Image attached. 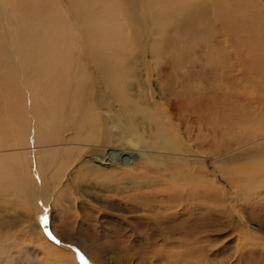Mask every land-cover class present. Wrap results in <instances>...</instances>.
Wrapping results in <instances>:
<instances>
[{
  "label": "bare ground",
  "instance_id": "bare-ground-1",
  "mask_svg": "<svg viewBox=\"0 0 264 264\" xmlns=\"http://www.w3.org/2000/svg\"><path fill=\"white\" fill-rule=\"evenodd\" d=\"M126 3L128 9H131L133 13L132 19L129 18L130 21L141 22L145 20L152 24L155 30L158 31L159 39L166 36V31L162 28L164 24L173 21L177 23L189 22L193 25L202 23L204 30L191 29L189 33L187 32V38L193 37L196 35L195 33L204 34L207 43H203V45L200 41L201 45L199 47L206 49L210 54L209 60L212 59L213 55H216V52H218V55L221 54L218 45L215 46L212 40V38L221 39L219 29L217 31H215V27V30L213 29V25L216 24L213 21L234 23L236 29L234 32H237L236 37L234 36V44L236 49L241 51L240 65L244 69L239 68L238 72H231L227 68L228 71L225 70L222 73L220 77L222 81L219 83L218 89L222 90L224 98H218L217 93L208 94L207 85L205 90L203 88L204 84L202 86L197 85L196 89L190 88L182 82V79L183 84L178 83L181 90L174 91L172 96L174 97L175 94L180 93L175 101L186 107L185 112L188 113V116H195L193 119L200 128H202L201 122L203 123L202 107L207 102L212 106L207 114L215 112L216 117L211 120V116L206 114L212 121L209 123L212 124L208 127V133L210 135L211 132L216 130L212 138L217 142L225 135L222 132L233 134V136L247 133L249 142H257L260 136L264 138V0H158L154 2L157 3V7L156 4L150 7L153 2L145 0H127ZM1 4L5 10L4 19L7 21L6 41L8 45L7 43H5V46L0 44V47L9 48V51L14 53L13 60L19 69L24 91L23 109L27 113L20 126L13 120L12 125L7 126V130L15 135L9 144L14 147L11 149L12 151H22L23 145H27L25 148L28 149L30 156L25 163L26 166L30 165L29 170H32L34 176L25 171L26 167L24 171H21V168L8 161L10 159L8 155L3 156L0 158V160H4L0 161V188L2 187L3 190L9 189L13 195L18 194L21 200L26 201L25 203L28 202L31 209L37 210V215L33 216L35 220L29 223L31 227L28 230L37 235L40 241L39 245L44 244L43 239H45V242L52 248L56 246L54 248H66L71 251L72 245L79 248L76 244L68 243L71 242L70 239L63 237L62 233L64 231L53 223L55 210H59L61 213V221L70 218L67 213L69 205L65 202H70L73 198H83V201L89 204V209L86 212H88V217H92V221L96 220L93 217L98 220L101 214L100 210H102V213L104 212L103 216H112L122 220L127 229L131 227L142 231L143 229L147 230L149 235L144 245L151 248L157 243L156 239L152 237L153 235L151 236L152 232L161 236V239L158 240L159 248L164 249L170 244L168 238L171 235H180L177 241L183 246L187 244L188 236L185 232L189 228L193 232L199 229L202 230L208 226L209 221H211V225H218L221 217L218 211L220 206L218 202L213 200L214 195H212L216 193H213L216 190L215 184H213L217 180L216 177L214 182L204 183L203 180V182L184 183L183 178L175 180L181 169H176L171 176L165 177L166 174H163V172L155 171L150 174L149 168H145L146 163L152 165L150 162L157 159V155L153 151L154 148H159L161 150L159 151L160 154L165 152L162 149H169L168 153L171 158L183 156L180 153L183 149L186 154L188 152L187 145L189 144L187 140H183L185 134L183 135V132L179 131L180 122L173 119L174 113L171 112L172 109H176L175 105L170 107L167 106V103L158 101L157 94H155L157 89L152 87L142 88L141 94L131 92L134 88H131L130 85L136 77L135 73L131 70L114 68L111 66L112 64L108 65L107 62L110 61L106 56L103 59H99L98 56L97 59L94 57L99 62V67L98 64L97 69L96 66L94 67L96 70H90L91 72L75 70V66L79 63L76 59L68 58V53L73 52L75 55L78 53L71 49L76 46L75 37L77 35L74 36L67 31L62 34L63 27L65 29L69 27L67 29L69 31L70 28L75 27L71 25L67 18L62 17L64 15H58L61 23L60 19L56 18L50 23L48 29L43 32V19H37L35 21L36 27L32 28H24L25 21L18 19V27L15 23L17 17L9 10L6 2L1 1ZM83 5L77 9L69 6L70 9L68 10H71L77 17L84 14L86 9H92L89 2L87 3L88 6ZM139 5L144 7L148 14L145 10H142L141 13L144 16H141L138 11ZM168 7L171 10H176V13H168ZM208 7L213 8L214 15L197 14L196 10L207 9ZM190 8H193L192 14H190ZM90 12L92 11L90 10ZM113 14L112 12L110 15L107 11L93 12V14H88L87 21L80 22L81 27L83 26L86 32H93L90 39L92 49L99 38L100 40L106 39L109 31H114L115 22V27L118 29V15L116 17ZM64 21L68 23L65 24ZM77 22L76 24L79 25ZM141 23L143 24V22ZM59 24L60 26H58ZM149 26L151 28V25ZM47 37H51L55 42L53 53L46 46L49 42ZM119 37L120 32L117 34V39ZM63 44H68L70 49H64ZM110 47L113 49L112 46ZM113 51L116 52V50ZM82 52L83 49L79 52L81 57L83 56ZM98 52L96 53L101 54L103 51L98 50ZM87 53L90 52L87 51ZM27 56H30L34 67L30 73V77L35 80L34 83L26 80L23 74V59L30 65ZM65 59L70 61V66L63 70L61 66L66 63ZM81 64L79 68H81ZM238 76L242 77L243 84L239 81L238 84H235ZM171 87L173 86L169 88ZM33 90L35 91L33 92ZM252 91L261 94L256 96ZM226 117H229V119H226ZM200 131L203 133L202 129ZM153 132H155L156 139L151 137ZM145 137L147 139H144ZM199 140L200 144L204 142L202 139ZM213 143L215 144V142ZM20 153L23 154V152ZM88 157L89 159H87ZM183 157H186V155ZM199 157L201 156L199 155ZM197 159V156H194L189 161L201 164L202 160L198 159L197 161ZM104 160H110V163L106 164V162H103ZM256 160L258 165L260 162V165L258 167L250 166L253 172L250 176L248 175V180L259 187L258 182L261 179L257 181L256 174L262 172L264 175V155L256 158ZM92 162L100 164L93 166ZM103 165H108V167ZM181 167L183 168V166ZM175 168L179 167H169V169ZM78 172H83L84 179L82 182L74 184L73 180ZM212 172L217 176L218 170L215 169ZM95 173L104 175L109 182L102 183L101 181L102 184L95 182L105 187L106 190L104 191L106 193H101L98 199L96 198L97 201L94 200L96 202L93 203V201H89L93 199L88 193L89 187L87 186L89 184L85 181L88 174ZM154 176H162L164 178L163 185L160 184L162 182L154 181ZM231 178L234 179L233 176ZM253 183L248 182V185L244 186L254 188ZM98 185H94V187H99ZM262 187L264 186L262 185ZM258 189L260 188L256 189V193L261 195L264 191ZM4 193L8 194V192ZM198 193H200V196L191 200V197ZM105 194L110 196L107 198ZM205 197H210V200L213 201L208 209L204 205ZM227 197L229 204L232 202L237 203L239 200L236 196L229 195ZM242 223L251 229L249 231L251 234L255 232L256 227L248 224L246 220H243ZM90 228L92 230L96 229L93 223ZM122 230L123 228L117 224L114 233L121 234ZM17 238L22 239L21 237ZM4 242L10 243L9 241ZM69 244L72 245L68 246ZM11 245L9 252L0 251V261L3 260L6 264H10L14 253L18 256L19 261L26 258L27 254L24 250H18L17 252L15 245ZM19 245L17 246L19 247ZM72 253V260L76 261L75 264H92L80 249L76 253L74 251ZM64 258L67 259V257ZM93 261L94 259H92Z\"/></svg>",
  "mask_w": 264,
  "mask_h": 264
},
{
  "label": "rangeland",
  "instance_id": "rangeland-1",
  "mask_svg": "<svg viewBox=\"0 0 264 264\" xmlns=\"http://www.w3.org/2000/svg\"><path fill=\"white\" fill-rule=\"evenodd\" d=\"M1 1L6 2L9 10L17 17L15 23L18 27V19L25 21L24 28L36 27L35 21L37 19H43L42 27L44 32L48 29L50 23L54 19H60L59 16L64 15L62 17L67 18L71 25L76 27L70 28V31L67 30L69 27L66 29L63 27L62 29V34L67 31L71 32L74 36L77 35L75 37L76 46H73L74 48L72 47L71 49L78 53L76 55L71 51H69L71 53H68V58L76 59L79 63L75 66V70L86 72L96 70L97 64L99 67V62L96 60L97 56L99 59H103V57L106 56L108 61L111 62H107L108 65L112 64L111 66L114 68L131 70V72L135 73L137 78L135 77L136 79L134 78L131 81L130 87L134 88L131 92L141 94L140 92L142 88L152 87L157 89L155 94H157L158 101H162L165 104L167 103V106L170 107H174L175 105L176 109H172L171 112L174 113L173 119L180 122L179 131L181 133L183 132V135L185 134L183 140H187L189 144L187 145L188 152L186 154L183 149L180 153L183 156L186 155V157L179 156L177 158H171V155L168 153L169 149H162L163 151L165 150V154H160L159 151L161 150L159 148H154L153 151L154 154L157 155V159L155 161L153 160L154 162H150L152 165L149 163L145 164V168H149L150 174L155 171L160 173L163 172V174H166L165 177H168L171 176L176 169H181L177 173L175 180L183 178L184 183L203 182V180L204 183H208L212 181L214 182V178H217L216 182L218 183H213L216 187V190H214L213 193H216L212 195H214L213 200L218 202L220 206L218 211L221 217L218 225H211V221H209L207 223L208 226L204 227L202 230L199 229L198 231L193 232L189 228L185 232L186 236H188L187 244L183 246L177 241L180 235H171L168 238L170 244L164 249L159 248L160 244L158 240L161 239V236L156 235L155 232H152L151 236L153 235L152 237L156 239L155 241H157L158 244L156 243V245L151 248L148 245H144L146 244V240H148L147 237L149 233L147 230L143 229L142 231L132 229L131 227L127 229L122 220L112 216H103L102 214L104 212L102 213V210H100L101 214L100 217H98V220L93 217V219L96 220L92 221V217H88V212H86L89 209V204L85 203L83 198H73L70 202L66 201L65 203L69 205L67 213L70 218L66 221H61V213L59 210H55L53 223L56 227H59L64 231V233H62L63 237H67L68 240L70 239L71 241L68 243L78 245L79 248L69 244L68 246L72 245V251L76 253L80 249L83 255L86 256L88 261L90 260L92 264H264V192L261 195L260 193H256L257 188H260L258 190L264 191V187H262V185L264 186V175L262 172L257 173L260 176L255 173L257 181L261 179V181L258 182L261 187L256 186L252 181L248 180L253 172L250 166L258 167L260 162L258 165L256 158L264 155V138H261L260 136V139L257 142H249L247 133H240L238 136H233V134L222 132V134L225 135L217 142L212 138L216 130L211 132L210 135L208 133V127L212 124L209 123L216 117L215 112L207 114V112L212 109V106L209 105L208 102L203 107L201 106L203 109V123L201 122L202 128H200L198 123L193 119L195 116H188V113L185 112L186 107L178 101H175L180 96V93L178 92L174 97L172 96L174 91L181 90L179 82L183 80L182 82L187 84L190 88L193 87L196 89L197 85L202 86L204 84L203 88L206 90L205 86L207 85L208 94L217 93L218 98H224L222 90L218 89V85L222 81L220 78L222 73L225 70L228 71L227 68H229V71L231 72H238V69L242 68L240 65L242 59L240 58L241 51L237 50L234 44V39L237 33L234 32L236 31L235 24H232V22L213 21L216 23L213 25V29L215 30L216 28L215 31L219 29L221 32V39L212 38V40L215 46L216 44L218 45L221 54L218 55V52H216V55H213L212 59L209 60L210 54L206 49L199 47L201 43H207L205 35L202 33H195L198 35H194V38L192 36L187 38V32L189 33L191 29L195 28V30H204L202 23H196L198 25H193L189 22L177 23L173 21L164 24L162 28L163 30L165 29L166 36L159 39V35L157 34L158 31L155 30L152 24H149L145 20L141 21L143 24L141 22L130 21L129 18L133 17V13L131 9H128V4L126 3L127 0H0V44H3L4 46L5 43H7V21L4 19L5 10ZM86 1L89 2L92 9L87 7L88 9H86L85 13L77 16L78 18L76 17V14L71 12V10H68L72 6L75 9L82 7L83 4V6H88V2ZM145 1L153 2L150 4V7L154 4H156L157 7V3L154 2H157L158 0ZM212 9L213 8L208 7L207 9L201 8L196 11L197 14L199 13L198 15H214ZM90 10L92 12H90ZM142 10H145V8L139 5V14L144 16L141 13ZM192 10L193 8H190V14H192ZM101 11H107L110 15L113 12L114 16L118 15L119 27L116 29L115 22L113 26L114 31L110 30L106 35V39L100 40L99 38L92 49L90 46V39L93 36V32H86L84 27H81L80 22L87 21L89 18L88 14H93V12L99 13ZM167 11L170 14L176 13V10H171L170 7L167 8ZM146 14H148L147 11ZM53 15H55V18ZM64 22L65 24L68 23L66 21ZM76 22L79 23V25L76 24ZM178 24L180 25L178 26ZM149 25H151V28ZM58 26H60V24ZM121 28H123V30H121ZM119 32L120 37L117 39V34ZM169 35L173 37L171 38ZM47 38L49 39V42L46 46L49 51L53 53L55 42L51 37ZM209 41L211 42L210 39ZM110 46H112L113 49H111ZM62 47L66 50L70 49L68 44H63ZM82 49L83 56L81 57L79 52L82 51ZM98 50L103 52L97 54L99 53ZM113 50H116V52ZM87 51L90 53L88 54ZM26 58L30 65H28L23 59V74L26 80L34 83L35 80L30 77V73L33 71L34 67L30 56H27ZM13 59L14 53L9 51V48L0 47V158L8 155L10 157L8 161H11V163L13 162V165L21 168V171H24L27 168L25 171H27L28 174H31V176H34L32 170H29L30 165L26 166L25 163L30 156L28 149L25 148L27 145H23L22 151L14 150V152L11 150L14 147L9 144L15 135L7 130V126L12 125V120L20 126L23 118L27 115L26 110L23 109L25 101L23 100L24 91L20 79L21 77L19 69ZM65 61L66 63L61 66V69L63 70L70 66V61L68 59H65ZM80 64L81 68H79ZM238 77L235 84H238V81L243 84L242 77ZM182 82L181 84H183ZM170 86H173L174 88H169ZM198 89H200V87H198ZM34 91L35 90H33V92ZM253 93H255L256 96L261 94L257 91ZM206 114L211 116V120ZM226 119H229V117H226ZM201 129L203 133H201ZM146 137L144 139H147ZM151 137L156 139L155 132L152 133ZM199 139H202V141L204 140V142L200 144ZM211 140L215 142V144ZM20 152H23V154ZM199 155L201 157H199ZM194 156L201 159L202 163H192V161H189L193 159ZM87 159H89V157ZM103 162L109 164L110 160H104ZM96 164L100 163L92 162L93 166H97ZM103 166L108 167V165ZM181 166H183V168ZM169 167L179 168L169 169ZM215 169L218 170L217 176L212 172ZM232 176L234 179L231 178ZM83 179V172H78L74 177L73 183L77 184L78 182H82ZM163 179L162 176H154V181L162 182ZM101 181L102 183L109 182L102 174L95 173L86 176L85 182L89 184V186H87L89 187L88 193L93 199L89 201H93V203L97 201L96 198L98 199V196L101 195V193H106V191H104L106 190L105 187L95 183H101ZM248 182L253 183L254 188H246L245 186L248 185ZM160 184L163 185V182ZM94 185H98L99 187L95 188ZM6 190L7 189L3 190L2 187L0 188V251L9 252V249L12 246L11 244H14L17 252L18 250H24L27 254L25 259L19 261L18 256L14 253L13 257H11L12 262L10 264H75L76 261L72 260L73 253L71 250L66 248H54L56 246L52 248L45 242V239H43L44 244L39 245L40 241L38 240L37 235L32 234L31 231H29L31 227L29 223L35 220L33 216L37 215V210L34 211V209H31L28 202L25 203L26 201L21 200L18 194L13 195L9 189ZM4 192H8V194L6 195ZM108 194H105L107 198L110 196H107ZM229 195L238 197L239 200L237 203L232 202L233 204H229V200L227 199V196ZM197 196H200V193L192 196L191 200ZM206 197L204 198V205L205 208L208 209L213 201L210 200V197ZM230 205L235 207L232 208ZM241 217L243 220H246L248 224L256 227V229H254V235L249 232L251 229L248 226L243 225L244 223H242L243 220H241ZM95 221L97 222L95 223ZM92 223L93 226L96 227L95 230L90 228ZM117 224L123 228L122 233L118 231L121 234L114 233ZM17 237H21L22 239H18ZM4 241H9L10 243H5ZM117 241L121 242L118 243ZM18 244H20L19 247L17 246ZM171 253L174 254L172 255ZM64 257H67V259ZM92 259H94L93 262ZM0 264L6 263L1 260Z\"/></svg>",
  "mask_w": 264,
  "mask_h": 264
}]
</instances>
